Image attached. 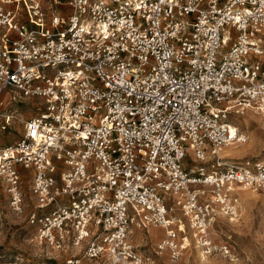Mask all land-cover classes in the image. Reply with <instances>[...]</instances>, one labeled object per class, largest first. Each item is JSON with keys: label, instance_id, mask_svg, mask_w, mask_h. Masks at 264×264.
Returning <instances> with one entry per match:
<instances>
[{"label": "built area", "instance_id": "1", "mask_svg": "<svg viewBox=\"0 0 264 264\" xmlns=\"http://www.w3.org/2000/svg\"><path fill=\"white\" fill-rule=\"evenodd\" d=\"M263 56L264 0H0V96L39 111L0 149V197L25 213L29 180L27 222L69 264H142L134 227L163 229L172 261L189 236L232 255L214 216L264 192V160L221 151L245 140L233 115L264 114Z\"/></svg>", "mask_w": 264, "mask_h": 264}, {"label": "rangeland", "instance_id": "2", "mask_svg": "<svg viewBox=\"0 0 264 264\" xmlns=\"http://www.w3.org/2000/svg\"><path fill=\"white\" fill-rule=\"evenodd\" d=\"M262 61L264 63V56ZM15 94L16 100L13 101L10 100L9 94L3 93L0 96V100L4 101V104L0 105V149L20 138L26 120L39 112L35 100L24 97L21 93ZM11 111L14 117L4 129L2 126L6 124L5 116ZM232 123L246 135L247 141L230 146L244 149L246 152L234 156L225 154L223 150V155L234 161L264 160V114L246 110L233 115ZM23 174L27 179L32 176V171L24 170ZM238 189L249 196V204L246 208H242L240 192H238L240 190H237L238 216L231 218L224 212H222L224 215L218 212L212 229V236L217 243L231 245L232 255L208 256L189 236L188 248L177 261H172L169 251L159 253L157 250V243L165 234L163 229L150 227L144 230L134 227L131 240L142 264H264V192ZM23 191L27 200L26 212L23 214H16L11 210L4 189L0 197V210L6 217L0 229V264H69L72 254L77 251H61L38 240L34 227L27 222V216L34 205L29 180L24 181ZM151 230L156 237L151 235ZM110 261V257L102 256L96 259L83 258L80 264H111Z\"/></svg>", "mask_w": 264, "mask_h": 264}, {"label": "bare ground", "instance_id": "3", "mask_svg": "<svg viewBox=\"0 0 264 264\" xmlns=\"http://www.w3.org/2000/svg\"><path fill=\"white\" fill-rule=\"evenodd\" d=\"M248 110H250V109H248ZM246 111V110H245ZM231 126H232V130L233 131H238V132H240L239 130H238V128L232 123V121H231ZM240 134L241 135H243L244 137H245V140L243 141V142H241V143H244V142H246L247 141V137H246V135L245 134H242L241 132H240ZM238 144V142H234V143H232V144H230L231 146L232 145H237ZM230 145H228L229 147H227L226 146V148L224 147L223 149H222V151H221V154L223 155V150H224V153L225 154H230V155H234V156H238V155H241L242 153H244V152H246L244 149H238V148H235V147H231ZM225 156H227V155H225ZM238 190H240V189H238ZM238 192H240V204L242 205V208L244 209V208H246L247 207V205L249 204V200H248V195L247 194H244V193H242L241 192V190L240 191H238ZM242 201V202H241ZM218 212H221V211H219V210H217V212H216V214L217 215H215L214 216V219H216V216H218ZM222 213V212H221ZM223 214V213H222ZM224 215V214H223ZM231 222H232V220H231ZM150 233H151V235L153 236V237H156V236H154L155 234H153V232H152V230L150 231ZM158 236V235H157ZM111 259V261H110V263L111 264H119V263H117V262H115L114 260H112V258H110ZM121 263V262H120ZM122 264H126L125 262H122Z\"/></svg>", "mask_w": 264, "mask_h": 264}, {"label": "crops", "instance_id": "4", "mask_svg": "<svg viewBox=\"0 0 264 264\" xmlns=\"http://www.w3.org/2000/svg\"><path fill=\"white\" fill-rule=\"evenodd\" d=\"M22 170V172L24 171L23 169H21Z\"/></svg>", "mask_w": 264, "mask_h": 264}]
</instances>
